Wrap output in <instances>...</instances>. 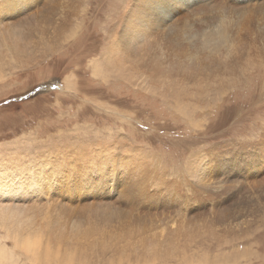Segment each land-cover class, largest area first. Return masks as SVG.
<instances>
[{
    "label": "rangeland",
    "instance_id": "1",
    "mask_svg": "<svg viewBox=\"0 0 264 264\" xmlns=\"http://www.w3.org/2000/svg\"><path fill=\"white\" fill-rule=\"evenodd\" d=\"M125 2L82 0L68 28L53 34V39L50 32L40 38L38 27L32 25L23 40L31 46L27 53L16 58L4 49L10 57L0 70V158L10 153L32 159L60 157L57 166L47 167L51 175L53 168L64 174L44 188L42 196L25 199L39 204L42 214L8 212L20 233L14 238L27 236L25 242L31 249L14 247V239L5 237L2 227L0 244L11 250L15 264H264V199L256 197L264 187L252 184L257 181L254 178L246 184L248 177L242 172L251 165L249 173L264 174V71L251 73L246 87L212 93L207 98L210 105H190L193 113L187 109L182 113L171 83V78L179 80L183 73L175 52L168 57L156 53L152 38L141 43L163 62L162 75L151 68L145 74H127L115 64L117 53L104 54L108 35L120 31ZM242 21L239 27H247ZM242 27H234L232 36L246 29ZM158 42L163 43L162 39ZM231 42L228 37L224 45ZM130 49L126 61H134V54L142 55L136 47ZM142 57L148 60L145 53ZM224 59L219 56L214 62L190 55L186 74L199 78L196 73L220 71ZM186 79L178 86L191 88L193 84ZM214 95L218 99L213 100ZM103 142L114 156L126 158L100 167L113 169V186H120L119 178L124 180L125 174L131 175L127 183L133 181L135 188L130 187L129 196L108 198L100 195L105 193L101 188L89 193L76 178L75 164L64 162V157L71 163L68 155L95 149ZM244 142L254 144L245 154ZM104 199L113 207L97 206ZM92 204L95 208L87 210ZM32 223L38 229L29 234ZM62 224L60 236L68 242L89 246L94 241L91 244L99 247L54 240V231ZM125 230L142 240L127 237L115 247L116 240L109 236L124 238ZM154 232L166 233L165 239L173 238L183 247L167 259L161 247L158 253H149L147 240ZM141 249L147 253H138Z\"/></svg>",
    "mask_w": 264,
    "mask_h": 264
},
{
    "label": "bare ground",
    "instance_id": "2",
    "mask_svg": "<svg viewBox=\"0 0 264 264\" xmlns=\"http://www.w3.org/2000/svg\"><path fill=\"white\" fill-rule=\"evenodd\" d=\"M81 3L82 0H0V70L10 57L6 50H10L13 54L12 57L16 58L21 57L22 53L28 52L27 50L31 47L28 46L30 43L24 44L25 41L23 42V40L24 37L28 36V29L32 25L38 27L37 34H39L40 38L50 32L51 39H53V34L58 35L68 28L71 17L74 16L76 11H79L78 8ZM1 17L5 18L2 19ZM181 18L182 20L180 21ZM242 20L246 21L247 27H240L246 29L241 32L235 31L234 36H232L233 28L238 27L240 29L239 24ZM119 23L118 29L120 31L118 35L112 36L113 33H110L107 37V46L104 54L108 56V53H117V56L114 58L115 64H118L119 68L123 71L127 70V74L144 73L146 68H151L154 69L156 74L162 75L166 68L162 65L163 62L160 61L156 53H165L168 57L170 53L175 52L179 57L176 64L183 65L181 66L183 73L181 75L182 78L179 80L175 81L171 78V83H173L172 91H176L174 101L177 102L179 105L177 108L182 113L189 110L193 113V108L190 109V105L205 108L206 102L207 105H210L211 100L207 101V98L212 93L224 92L226 89L237 85L246 87L251 78V73L257 71L262 73L264 71V0H126ZM238 32L240 33L238 34ZM228 37L232 42L229 46H225L224 43ZM55 38L57 37L55 36ZM151 38L154 39L153 42L158 48V52L152 51L154 52L153 54H149L148 48L144 44H141ZM159 39H162L163 43H159ZM130 47H136L135 51L142 54H134L136 58L134 61L130 59L126 61V55H131L129 54L131 53ZM144 53L148 57V60L142 57ZM190 55L208 57L214 62L217 61L219 56H225V59L222 61V69L220 71L208 74L196 73L201 75V77L196 78L186 74L188 66L185 64ZM27 57L30 58L28 55ZM125 63L128 64L126 65ZM102 65L105 67L104 64ZM122 65L126 66L125 69ZM147 75L151 77L150 74ZM165 76L171 77L168 73ZM184 78H187L193 84L191 88H188L186 84L178 86L179 81H184ZM211 81H215L216 84L213 85ZM154 83L153 81L151 82L153 86L155 85ZM216 95H214V99L212 98L213 100L218 99ZM185 109L187 110L185 111ZM95 147V149H84L78 153L68 155L72 158L71 163H67L66 157H64L66 166L75 164V168L77 169L76 178L80 182V185L89 193L99 191L101 188V191L105 193L100 195H105L106 197H108L107 195L111 197L113 195L127 196L131 192L132 188L130 187L135 188L133 181L127 183V179L131 175L125 174L127 177L125 178L124 173H122L124 180L123 178H119L122 184L120 186L118 184L113 186V179L115 177L113 169L100 167L107 163H112L113 165L115 159H118L119 162L120 160L126 161V158L114 156L115 152L113 149H109V145L106 142L99 143ZM253 147L254 144L244 142L243 154L249 152ZM109 156H112L110 161L108 159ZM42 157L36 156L32 159L31 157L22 156L20 158L19 154L10 153L2 159L0 158V227L4 229L5 237L14 239V247L19 246L21 249L25 248L26 251L31 249L25 242L27 236L22 235L19 239L14 238V236L20 233L15 230V226L11 220L14 216H9L8 212L22 211L23 214L24 211H27L29 214H42L39 204L37 205L32 201L25 202V199L42 196L45 193L44 188L53 186L64 174L63 172L55 173V168H53V176L50 174L52 171L47 167L49 164L56 165L55 162L60 157H56L55 159ZM140 160H138L139 165ZM143 160L145 159L143 158ZM250 167L251 165L246 166L242 171L243 176L248 177L244 179V182L250 184L253 180H257L256 182L253 181L252 184L264 187V174L259 175L260 172L257 171L253 172V175L251 172H248ZM144 169H146L144 171H147L146 166ZM67 178L71 179L72 177L69 176ZM252 178L254 179L252 180ZM61 181L65 182V179ZM111 190L113 191L110 192ZM256 197L264 199V192L257 194ZM97 206L113 207L112 203L107 199L99 201ZM92 208H95L94 204L89 206L87 210ZM34 225L36 224L32 223L30 225L31 231L29 234L37 231L38 226ZM60 226V228L54 231L52 236L54 240L57 238L66 242V244L69 243L70 245H77L79 247L87 246L86 244H81V242H68L65 240V238L60 236L65 228V224ZM124 232L126 234L124 238L117 236L116 239H113L115 234L109 236L112 240H116L115 247L119 248V243L126 241L127 237L132 239L135 236L129 234L126 230ZM159 236H161L162 240ZM135 237L138 240H142L140 237ZM166 237V233H159L158 235V232L157 234L154 232L151 239L149 237L147 240L149 245H146V247L147 250L149 249V253H151L150 250L157 252V248L161 247L159 248L161 249L160 252H163V257L167 259L176 251L175 249L179 250V248L183 247L180 242H175L173 238L165 239ZM143 239L145 238L143 237ZM184 240L186 239L184 238ZM191 240L193 239L191 238ZM92 242L94 241L88 243L89 246L87 247H99L98 244H91ZM198 242L201 241L198 240ZM0 246V264H15L13 258L10 256L12 255L11 250L5 249L6 246L4 244H0ZM147 250L141 249L137 252L143 254L147 253L145 252ZM7 257L8 259L10 257L11 260H8ZM143 257L144 255H142ZM94 259L96 260L97 258Z\"/></svg>",
    "mask_w": 264,
    "mask_h": 264
}]
</instances>
